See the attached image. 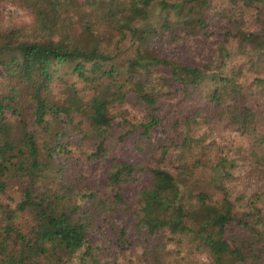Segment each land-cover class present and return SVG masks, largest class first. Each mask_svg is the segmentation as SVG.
Instances as JSON below:
<instances>
[{"label":"trees","instance_id":"1","mask_svg":"<svg viewBox=\"0 0 264 264\" xmlns=\"http://www.w3.org/2000/svg\"><path fill=\"white\" fill-rule=\"evenodd\" d=\"M16 1L30 11L32 20L20 35V29L7 32L8 39L0 33V70L5 78L0 89V264H117L115 255L102 262L91 252L85 240L92 221L71 216L78 204L68 211L61 205L66 186L75 198L87 199L94 210L112 209L123 202L138 230L148 235L166 230L177 244L186 238L211 264H261L264 193L248 198L244 220L234 213V202L215 176L212 182L220 199L204 191L184 196L181 180L163 168H150L148 177L141 180L135 164L109 154L106 140L114 120L112 110L118 104L133 98L149 109L157 105L159 94L149 84L155 70L165 69L169 83L178 84L179 91L188 95L208 77L213 84L208 101L219 104L234 98L227 112L231 123L249 137L252 148L264 145V134L256 129L263 117L241 102L234 76L222 73L227 60L234 53H244L246 47L264 62V30L247 31L238 20L244 8L264 5V0H227L236 27L224 35L219 64L209 73L159 55L151 43L163 33L205 35L210 0ZM76 28L86 40L75 34ZM110 30L127 36L134 46L123 71L107 63L112 56L95 45L94 38ZM68 73L84 86L68 83ZM101 80L108 82L100 86ZM58 87L63 94L56 97L52 91ZM6 114L15 118L14 123ZM154 123L153 117L139 122L141 132L145 134ZM71 133L77 135L78 148L86 145L82 155L88 153L92 162L102 161L103 176L98 180L82 170V156H58L62 138ZM12 183L19 186V196L10 206L5 201ZM21 213L33 220L27 236L16 229ZM37 236L36 244L32 240Z\"/></svg>","mask_w":264,"mask_h":264},{"label":"rangeland","instance_id":"2","mask_svg":"<svg viewBox=\"0 0 264 264\" xmlns=\"http://www.w3.org/2000/svg\"><path fill=\"white\" fill-rule=\"evenodd\" d=\"M206 15H211V18L205 35L163 33L161 38L153 39V50L171 60L197 66L205 73L216 71L218 50L221 45H226L224 35L234 32L236 19L227 0H210ZM31 20L30 11L16 0H0V33L5 35V39L15 29L21 30L19 35L24 33L23 28ZM238 20L242 22L243 29L262 33L264 5L244 8ZM101 27L98 26L99 29ZM75 34L86 40L77 28ZM95 39L98 42L95 45L112 56L107 63H113L119 71H123L124 60L133 54L134 49L127 36L122 37L110 30V33L104 31ZM222 73L234 76L242 94L241 102L263 117L256 129L264 134V62L252 48L246 47L244 53H234L227 60ZM66 75L68 83H73L76 88L84 86L75 75ZM107 82L101 80L100 86ZM4 83V74L0 70V89ZM212 86L206 77L201 86L188 95V92L179 91L178 84L169 83L165 69L155 70L149 88L157 90L159 102L153 105V109L133 98L118 104L112 110L114 120L106 144L110 155L116 153L137 166L141 180L148 177L150 168L160 167L169 171L181 180L184 196L187 192L195 194L204 191L213 199H220L222 196L212 182L215 176L234 202V213L245 220L247 216L242 213L248 198L252 193H264V145L259 149L252 148L249 137L231 123L227 112L235 104L234 98L222 99L219 104L208 101ZM62 91L58 87L52 93L58 97L63 94ZM6 116L10 123H14L12 115ZM150 117L155 119V123L143 134L139 122L148 121ZM134 125L137 128L134 129ZM76 138L74 133L64 135L58 156H82V170L91 179L98 180L103 176L102 161L92 162L86 157L88 153L82 155L80 150H84L86 145L83 144V149L78 148ZM85 182H88L87 178ZM62 192L64 199L61 205L66 211L74 204L79 205L78 210L71 214L73 218L92 221V231L85 242L102 262H109L111 255H115L117 264H211L207 255L193 247L186 238L177 244L166 230L152 235L146 234L143 229L138 230L123 202L112 209L94 210L87 199L75 198L69 186L64 187ZM7 195L5 202L12 206L18 199L19 186L10 184ZM15 225L19 233L27 236L33 220L29 214L21 213ZM10 239L14 240L13 235ZM32 241L37 244L38 236ZM72 261L76 263L77 259ZM261 264H264V259Z\"/></svg>","mask_w":264,"mask_h":264}]
</instances>
